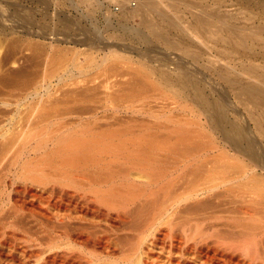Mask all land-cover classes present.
<instances>
[{"label": "bare ground", "instance_id": "bare-ground-1", "mask_svg": "<svg viewBox=\"0 0 264 264\" xmlns=\"http://www.w3.org/2000/svg\"><path fill=\"white\" fill-rule=\"evenodd\" d=\"M131 68L99 84L83 76L45 99L31 88V74L0 73V264H264V164L256 141L225 117V102L201 88L197 71L183 67L172 78L193 92L210 129L262 166H237L235 156L222 154L187 162L203 149L201 130L177 126L181 117L172 125L146 121L134 116L139 108L117 116L157 79L172 81L167 70L153 80L150 68ZM225 78L248 97L264 96L261 79ZM69 120L82 126L71 129Z\"/></svg>", "mask_w": 264, "mask_h": 264}, {"label": "rangeland", "instance_id": "rangeland-1", "mask_svg": "<svg viewBox=\"0 0 264 264\" xmlns=\"http://www.w3.org/2000/svg\"><path fill=\"white\" fill-rule=\"evenodd\" d=\"M0 5V73L31 74V88L39 89L40 99L47 98L49 90L53 91L49 92L50 97H58L64 89L82 84L87 77L94 84L105 79L110 82L121 74L126 77L131 66V71L140 66L148 71L150 68L152 73H148L153 80L160 70H167L171 73V85L163 83V79L159 84L157 79V86L140 99L142 103L140 97H135L130 104H134L133 108H121L117 116L129 117L135 109L145 106L144 110L138 109L142 116L138 112L134 116L146 121L159 118L157 121H169L171 125L174 121L170 119L176 121L181 117L180 122H185L177 126L201 130L205 133L200 139L203 149L187 162L222 154L225 158L236 157L237 166H260V158L251 159L256 161L254 165L250 158L225 144L219 130L210 129L209 116L197 108L193 92H188L190 88L182 91L180 81L173 79L175 71L184 67L192 74L197 71L193 76L200 77L201 88L214 101L216 98L217 102H225V117L236 119L248 130L264 164V96L247 93L248 97L246 92L239 91L238 82L225 80L234 75L241 83L261 79L264 92V0H0ZM111 63L115 64L114 71L104 73V67ZM122 100L119 102L126 101ZM84 101L79 98L75 102L87 103ZM107 101L111 104L114 100ZM57 120L48 125L52 127L56 121V126ZM69 122L68 127L79 129L81 123L77 120Z\"/></svg>", "mask_w": 264, "mask_h": 264}]
</instances>
